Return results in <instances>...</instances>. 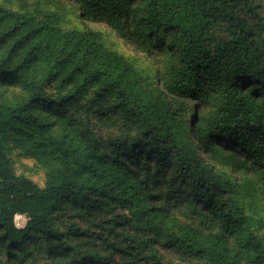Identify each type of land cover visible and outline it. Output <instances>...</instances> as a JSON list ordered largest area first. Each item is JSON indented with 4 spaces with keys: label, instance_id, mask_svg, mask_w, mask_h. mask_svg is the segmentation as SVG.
Wrapping results in <instances>:
<instances>
[{
    "label": "trees",
    "instance_id": "obj_1",
    "mask_svg": "<svg viewBox=\"0 0 264 264\" xmlns=\"http://www.w3.org/2000/svg\"><path fill=\"white\" fill-rule=\"evenodd\" d=\"M66 1L154 62L193 117L168 122L93 33L0 6V85L26 93L0 103V264H264L213 167L264 185V0ZM13 148L55 164L43 187L15 175Z\"/></svg>",
    "mask_w": 264,
    "mask_h": 264
},
{
    "label": "rangeland",
    "instance_id": "obj_2",
    "mask_svg": "<svg viewBox=\"0 0 264 264\" xmlns=\"http://www.w3.org/2000/svg\"><path fill=\"white\" fill-rule=\"evenodd\" d=\"M0 6L11 10L15 14L35 21H44L46 19L45 17L57 13L61 16V19L56 25L62 33H93L100 45L123 58L131 66L136 78H138L142 93L145 96L151 95L154 98L163 109V112H165L166 120L168 122H176L179 125L183 123V128L185 126V130H187L189 122L193 117V101L184 104L182 100L170 97L166 93L163 85L157 86L156 88L157 68L154 62L141 52L136 51L132 45L126 43L105 23L83 19L76 6L66 0H0ZM37 73L43 77V73L40 71ZM57 83H52L51 87L47 89L49 94L54 93L53 89L57 88ZM69 90L70 88L67 87L65 91H61L68 92ZM25 97L26 93L21 86L0 85V103L8 101L16 102ZM36 112L48 122L53 123L54 126H50L49 129L52 133L59 135L58 118L49 116L44 111L41 112V108H38ZM196 146L198 152H201L202 150L199 148V145L197 144ZM8 157L16 176L25 177L40 187L45 185L49 170L55 166L54 163H41L34 155L18 148L11 149ZM213 167L217 173L222 172L224 174L225 184H231V191L233 192V194L231 192L232 199L236 200L237 205L243 209L254 223L255 233L264 242V185L257 182L253 176H245L238 172L234 173L231 169H222L218 165H213ZM16 221L18 226L24 229L28 218L24 215H18ZM233 245L230 242V247ZM238 259L242 264H246V253L241 252Z\"/></svg>",
    "mask_w": 264,
    "mask_h": 264
}]
</instances>
